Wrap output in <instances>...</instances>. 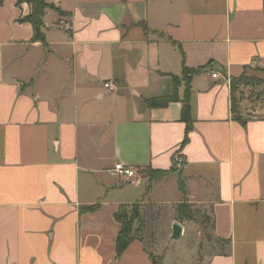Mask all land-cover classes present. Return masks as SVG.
Here are the masks:
<instances>
[{
    "label": "crops",
    "instance_id": "crops-1",
    "mask_svg": "<svg viewBox=\"0 0 264 264\" xmlns=\"http://www.w3.org/2000/svg\"><path fill=\"white\" fill-rule=\"evenodd\" d=\"M45 1L64 13L45 10L44 42L28 3H0V264H264V101L241 112L231 88L264 72V0ZM133 207L117 256L114 215ZM160 212L191 238L170 257Z\"/></svg>",
    "mask_w": 264,
    "mask_h": 264
},
{
    "label": "trees",
    "instance_id": "trees-1",
    "mask_svg": "<svg viewBox=\"0 0 264 264\" xmlns=\"http://www.w3.org/2000/svg\"><path fill=\"white\" fill-rule=\"evenodd\" d=\"M3 0H0V3H2ZM21 2H26L31 6V12L26 17L20 19V21H27L31 23L33 27V41H45V36L43 33V21L42 17L44 15V12L46 9L50 8L55 11H57L59 14H63L64 12L60 9L56 8L53 4L47 3L45 0H17V4H20ZM198 70V69H197ZM197 70H189L187 68H183V74H185L183 77L186 79V75L194 73ZM174 83L177 82L176 78L173 77ZM244 81V83H249L250 80H248L245 76H242L238 79L231 80V88L233 91V88ZM176 95L174 92L163 99L160 100V103H166L167 101L174 99ZM150 103V102H149ZM152 103V102H151ZM150 103V104H151ZM181 119L186 124V131H188L191 127V115H190V104H189V97H188V89L185 91L184 98H183V107H182V113H181ZM187 140V136H185L182 144ZM171 170L168 171H160L159 173L151 172V178L161 177L167 173H169ZM179 186L182 189V182H179ZM85 209H94V206L84 207L82 210ZM177 215L180 219H192V212L189 209V207L182 203L178 206L177 209ZM139 217V212L137 207H133L130 212H126L125 210H120L114 215V218L120 223L121 228L119 231V234L116 238V254L117 256L120 255L124 249L127 247L130 239H131V233H132V226L135 219ZM154 264H157L156 262Z\"/></svg>",
    "mask_w": 264,
    "mask_h": 264
},
{
    "label": "rangeland",
    "instance_id": "rangeland-1",
    "mask_svg": "<svg viewBox=\"0 0 264 264\" xmlns=\"http://www.w3.org/2000/svg\"><path fill=\"white\" fill-rule=\"evenodd\" d=\"M249 73L250 75H247L248 80H250L249 83L237 84L233 88L235 105L240 100H245V103L243 105L238 104V107L240 108L241 112L247 110L248 104L255 105L259 101H264V72L253 71ZM123 210H125L127 213L130 212L124 208ZM191 210L192 218L197 224L203 225L204 223H209L208 217H202L199 213L196 212L195 209ZM148 222L152 223L156 227L155 233L157 234L158 243L162 244V247L158 248V250L163 254L165 253L167 257H170L171 255L169 249L172 248L173 250L178 251L183 247L191 244L190 237H183L181 241H172L170 236L168 237V218L165 213L160 212L159 214L154 215L152 219H148ZM186 249H188V247H186Z\"/></svg>",
    "mask_w": 264,
    "mask_h": 264
},
{
    "label": "built area",
    "instance_id": "built-area-1",
    "mask_svg": "<svg viewBox=\"0 0 264 264\" xmlns=\"http://www.w3.org/2000/svg\"><path fill=\"white\" fill-rule=\"evenodd\" d=\"M64 28L67 29L69 28V26L65 24ZM217 75L218 74L216 72L211 73V76L213 78H216ZM104 87L110 91H114L116 89V85L113 82H106L104 84ZM174 162L176 168H181L184 165L182 158L178 155H175ZM110 172L113 175L119 177L121 180L125 181H134L137 178V170L134 167L122 164L120 162L115 163L114 166L110 169Z\"/></svg>",
    "mask_w": 264,
    "mask_h": 264
},
{
    "label": "water",
    "instance_id": "water-1",
    "mask_svg": "<svg viewBox=\"0 0 264 264\" xmlns=\"http://www.w3.org/2000/svg\"><path fill=\"white\" fill-rule=\"evenodd\" d=\"M182 232V227L179 224V222H174L172 225V233H171V239L172 240H177L181 236Z\"/></svg>",
    "mask_w": 264,
    "mask_h": 264
}]
</instances>
